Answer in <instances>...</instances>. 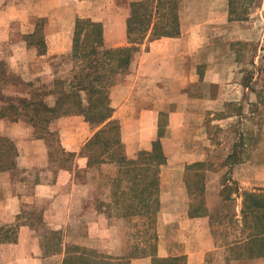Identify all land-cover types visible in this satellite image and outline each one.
Listing matches in <instances>:
<instances>
[{"label":"crops","instance_id":"1","mask_svg":"<svg viewBox=\"0 0 264 264\" xmlns=\"http://www.w3.org/2000/svg\"><path fill=\"white\" fill-rule=\"evenodd\" d=\"M133 1L141 0H0V40L9 38L11 18L52 17L58 28L47 32L45 46L29 48L40 60L70 48L77 17H99L107 24L104 37L123 46ZM176 2L178 35L145 38L110 93L126 158L138 159L155 139L164 155L161 205L145 211L151 239L138 234L131 242L125 235L116 203L123 166L117 158L89 163L84 147L98 128L82 115L49 124L74 157L53 175L47 139L23 119L0 117V137L16 145L19 169L0 171V226L16 230L15 240L0 243V264H152L154 256L264 264V209L245 205V193L264 196V0H245L239 14L235 0ZM106 17H119V28ZM240 42L250 50L245 62ZM198 171L205 212L190 215L185 182ZM138 213L131 212L132 220ZM255 226L262 231L254 235ZM134 245L148 248L131 254Z\"/></svg>","mask_w":264,"mask_h":264},{"label":"trees","instance_id":"2","mask_svg":"<svg viewBox=\"0 0 264 264\" xmlns=\"http://www.w3.org/2000/svg\"><path fill=\"white\" fill-rule=\"evenodd\" d=\"M179 32L176 0H141L129 4L127 16V44L123 46H107L103 35L102 23L95 20L77 18L72 45L74 58H79L78 71L68 83L65 79H54L53 89L29 90V96L20 98L15 104L13 99L0 96L4 104L0 105V117H7L16 121L23 119L34 128V135L45 138L51 134L49 124L59 116L80 114L92 128H98L84 147L89 163H99L106 159L117 158L124 165L132 164L133 179L136 180L132 188L144 178L145 186L139 189V196L146 192L143 198L149 197L158 190V168L164 160L160 142L153 143V148L146 157L129 160L125 155L116 157L122 143L119 131L115 127V120L111 119L113 108L110 104L109 89L118 77L126 73L133 57L143 40H153L161 37H175ZM34 35V34H33ZM83 36V37H82ZM7 72L0 62V82L7 80ZM28 84V83H27ZM47 96H54V103L47 102ZM94 145H98L97 153H93ZM92 150V151H91ZM18 150L13 141L0 137V171L12 169L16 166ZM137 167V168H136ZM192 168V167H191ZM129 168L122 169L124 174ZM188 174V173H187ZM189 174L187 175V177ZM194 186L201 196L202 174L196 172ZM191 182V181H190ZM190 182L189 195H193ZM134 190V189H133ZM138 190V189H137ZM147 190V191H146ZM195 195V194H194ZM246 207L264 209V196L245 193ZM156 202V199L152 200ZM205 212L203 198L189 206V214L195 215ZM264 218V213L262 214ZM252 234L259 233L254 227ZM14 226H0V243L15 240ZM152 264H185L183 256H154Z\"/></svg>","mask_w":264,"mask_h":264},{"label":"rangeland","instance_id":"3","mask_svg":"<svg viewBox=\"0 0 264 264\" xmlns=\"http://www.w3.org/2000/svg\"><path fill=\"white\" fill-rule=\"evenodd\" d=\"M8 1L10 2L15 1L17 3L19 0H8ZM244 1L245 0H235V8L237 14L242 13L244 11L245 8L243 4ZM128 12H129V5H128ZM77 18H82L84 20L89 19V20L99 21L102 23L103 35L104 33L107 32V24L101 20L102 18L99 17H77ZM106 18L107 21L111 24V26H113V30H117L119 28V21H118L119 17H106ZM11 19L12 20L5 25L10 33L9 38L5 40H0V62L2 67L6 70L8 76L5 82H0V96L4 98L10 97L11 99H13V102L16 104L20 98L29 96L28 92L32 88L52 90L54 87L53 86L54 79L57 78L65 79L67 83L71 81L74 74L78 71L79 63H81L79 58L77 59L72 57L73 56L72 45H73L75 25L73 30L72 42L69 49H67L66 51H64L59 55L41 58L40 60H38L39 58L37 59L35 57L33 59V53L31 52V50H29V48L36 50V48L41 49L43 46H45V35L47 34V32L49 34L51 31L56 30L58 28V25L54 21H52L53 20L52 17H31L30 20L26 22H22V20L18 18L16 20H13V18ZM125 19H127V17H125ZM31 24L35 25L33 32L23 33V31L31 30ZM126 30H127V20H126ZM104 39H105V44L107 46H113L114 44L118 43L110 38H107L106 36L104 37ZM144 42L145 39L143 40V43ZM143 43L140 44L139 46L140 49ZM238 45H239L238 47L240 50L241 60L242 62H245L249 58V51H250L249 47L246 45L245 42H240L238 43ZM25 47H28V49H26ZM43 64L46 65L45 69L42 68ZM124 75L125 73L123 75H120L117 81L115 82V84H113L110 87L109 97H110L111 89L115 87V85L118 84L123 79ZM54 99H55L54 96L46 97L47 102H49L51 105L54 103ZM2 103L4 104V102L0 100V105ZM113 120H115L116 122L115 127H117V130L119 131V137L121 140V124L119 120L116 119ZM210 128L214 130L213 126ZM50 133L51 134L46 135V139L49 145L50 158H51V164H50L51 166L49 168L51 171V175H53V173L59 167L70 165L74 157L72 153L67 154L66 152L63 151V149L61 148V144L59 142V137L57 132L55 130H51ZM157 140L158 139H155L154 141L151 142V146L149 149L141 148L137 157L139 156L146 157L147 156L146 153L151 151V149L153 148V143ZM97 149H99L98 145H94V149H93L94 154L97 153L98 151ZM123 151H124L123 147H120L117 155L115 156L122 157V155H125L123 154ZM123 163L124 165L122 169L125 170V168L128 167L129 170L125 171L126 172L125 174L123 172H120V178L118 180L117 187L123 192V197L116 199L117 201L116 203L118 204V208L121 206L122 209L124 210L123 214L126 219L124 225L125 235L128 237L129 241L131 242L136 241L138 239L137 238L138 234L140 235V237H143L144 239H147L148 236H150L151 239L154 225L151 224V222L150 224L149 222L147 224L148 215L146 214L145 211H147L148 208L160 207L161 198H160L159 183H158V190L156 192L154 190L153 193L150 192L151 195L149 197L143 198V196L147 194L146 192H144V194H141V196H139L138 191L140 188L145 186V183H147V179L142 178L135 186V188H132L134 182L136 181L132 177L134 172L132 171V168H130L131 166L133 167V165L127 164L125 163V161ZM12 171L15 174L19 173V169H17L16 167H14ZM188 174L189 176L187 177V180L185 182L188 195L190 194V192L187 183H189L190 181H191L190 185L194 192L192 193L193 195H189V206H190L191 203L193 204L197 202L202 196L198 195L199 193H197V190L195 189L193 182L195 180V177L192 176L193 173L188 172ZM48 175H50V173ZM228 186L232 188V184H228ZM154 198L156 199V202L152 201L154 200ZM132 211L139 212L137 214L139 217L135 218L136 220H132V214H131ZM133 236H134V240H133ZM157 242H158V236H156V243ZM147 248H148L147 246L134 245L131 247L129 246V251L132 254V253H136L138 249L139 252H142ZM157 257H163V256H157Z\"/></svg>","mask_w":264,"mask_h":264}]
</instances>
